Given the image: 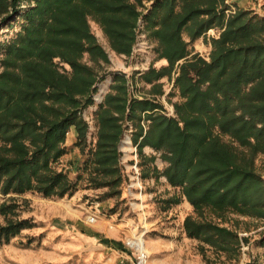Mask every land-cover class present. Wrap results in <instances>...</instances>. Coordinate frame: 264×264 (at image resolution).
<instances>
[{
  "label": "trees",
  "instance_id": "obj_1",
  "mask_svg": "<svg viewBox=\"0 0 264 264\" xmlns=\"http://www.w3.org/2000/svg\"><path fill=\"white\" fill-rule=\"evenodd\" d=\"M143 1L0 0V29L22 20L0 59V246L35 227L33 219L21 218L19 197L76 192L68 172L55 165L67 153L70 128L77 131L76 146L82 152L88 147L83 113L94 104L99 76L85 56L109 62L90 20L101 26L113 51L130 56ZM225 2L154 0L144 21L158 59L168 66H152L142 80L152 85L151 95L162 96L158 81L183 61L169 94L180 97L175 115L163 114L156 99L130 96L126 76L115 74L112 92L96 112V149L84 170L90 187L120 195L119 145L124 122H133L139 152L149 147L162 153L168 164L162 176L198 215L185 219L187 236L238 259L239 235L214 218L236 213L264 220V180L255 168L264 155V18L247 10L226 18ZM214 28L221 33L210 40V60L190 57L184 32L194 42ZM143 119L150 121L146 132Z\"/></svg>",
  "mask_w": 264,
  "mask_h": 264
},
{
  "label": "rangeland",
  "instance_id": "obj_2",
  "mask_svg": "<svg viewBox=\"0 0 264 264\" xmlns=\"http://www.w3.org/2000/svg\"><path fill=\"white\" fill-rule=\"evenodd\" d=\"M24 1V0H22ZM154 0H144L143 6L138 8L140 17L136 27V43L130 56L117 54L112 50L107 36L101 26L90 20L91 30L98 43L103 47L108 55L109 62H93L88 55L84 62L95 68L99 76L97 93L94 95V104L87 108L83 117L89 125L88 147L85 152L76 146L77 131L75 127L70 128L66 136L64 146L67 153L55 165L57 169L68 172L72 177V182L78 179L77 190L72 196L65 198H44L38 194H26L19 197L22 208L21 218H34L38 223L48 227V232L40 239L39 234L42 230L32 229L21 232L12 238L9 243L0 246V264H48L47 262L35 263L28 253L49 251L62 239L57 238L58 234H51L57 224L68 227L74 220L89 222V214L100 211L107 216H113L118 224L124 223L130 228V236L126 239V246L136 252L137 248L128 246L132 240L140 237L146 240L149 236L158 233L164 238H170L172 233H177L179 239V249L171 256L174 261L181 264H264V220L256 217L243 216L236 213L227 214L225 220H214L224 227L234 230L240 238V253L238 259H229L226 254L215 252L209 246L187 236L181 239L182 220L188 216L197 217V213L191 204L181 196L180 190L172 188L167 179L162 176L163 171L168 166L164 161L161 152L146 147L141 154L138 145L135 143L137 126L131 121L124 122V136L120 142L121 152L120 166L123 173V184L120 188L121 194L116 196H106L109 188H92L89 186V171L84 167L92 152L96 149L98 125L96 112L103 103L105 96L112 92L111 86L114 82L115 74L126 76L130 96L143 99L149 97L158 100L163 106V114L174 116V103L180 101L177 92L173 93L174 81L177 76L175 71L171 77L165 76L158 84L162 86L164 94L162 96L151 95V84H146L142 80L143 74L152 66L161 69L168 66L166 60H159L156 53L157 42L153 40L146 28L144 16L152 7ZM226 18L233 16L237 10L227 0L225 2ZM254 12V11H253ZM264 13V11H263ZM260 17L264 16L255 13ZM22 20L14 23L12 28L5 27L0 29V59L4 51V45L11 40L21 28ZM221 30L214 28L209 30L198 40L192 42L188 32L183 36L188 43L190 57L198 54L206 60H210L212 46L210 40L218 38ZM61 70H69V67L61 65ZM2 71L0 66V72ZM70 71V70H69ZM150 121L143 119L141 125L146 132ZM71 130L75 131L76 138H67ZM229 140L228 138H225ZM256 171L264 180V155H258L255 160ZM8 198V197H7ZM3 200V198H1ZM177 202V203H175ZM92 207V208H91ZM83 209V210H82ZM93 209V210H92ZM206 213V216H210ZM73 219V220H72ZM185 221V220H184ZM0 222H4L0 217ZM53 228V229H52ZM186 233V232H185ZM49 235L53 238H49ZM55 235V236H54ZM55 237V238H54ZM34 239V240H31ZM42 241V242H41ZM145 249L147 251L145 243ZM148 252V251H147ZM150 257V256H149Z\"/></svg>",
  "mask_w": 264,
  "mask_h": 264
},
{
  "label": "crops",
  "instance_id": "obj_3",
  "mask_svg": "<svg viewBox=\"0 0 264 264\" xmlns=\"http://www.w3.org/2000/svg\"><path fill=\"white\" fill-rule=\"evenodd\" d=\"M227 1L237 10L254 11L264 16V0ZM69 138H76L74 130H71L67 140ZM69 178L72 180L70 173ZM73 182L77 183L78 179L76 178ZM88 217H95V222L88 223L82 219L80 222L74 220L75 224L70 222L68 227L57 224L58 227L52 228L51 234H58L57 238L62 240L49 251L34 252L32 250L28 256L35 260L33 261L35 263L47 262L48 264H130L134 261L136 252L129 249L125 243L131 234L126 224H118L113 216H107L98 210L91 212ZM30 219H33L35 227L26 230H42L38 235L41 239L45 232H48V227L41 225L32 217ZM51 236L49 235V238H53ZM171 236L173 237L166 239L164 235L158 236L156 233L146 238L145 243L151 264H181L171 258L179 249L180 243L177 233H172ZM179 236L185 239L184 227Z\"/></svg>",
  "mask_w": 264,
  "mask_h": 264
},
{
  "label": "built area",
  "instance_id": "obj_4",
  "mask_svg": "<svg viewBox=\"0 0 264 264\" xmlns=\"http://www.w3.org/2000/svg\"><path fill=\"white\" fill-rule=\"evenodd\" d=\"M89 222L94 223L95 217H90ZM128 246L133 247V248H137L135 259L130 264H151L149 254L146 251V249L142 250V249L132 245L131 242L128 243Z\"/></svg>",
  "mask_w": 264,
  "mask_h": 264
},
{
  "label": "bare ground",
  "instance_id": "obj_5",
  "mask_svg": "<svg viewBox=\"0 0 264 264\" xmlns=\"http://www.w3.org/2000/svg\"><path fill=\"white\" fill-rule=\"evenodd\" d=\"M142 237H140V238H138L136 240H132L131 244L136 246V247H138V248H140V249H142V250H145V241H144V239Z\"/></svg>",
  "mask_w": 264,
  "mask_h": 264
}]
</instances>
